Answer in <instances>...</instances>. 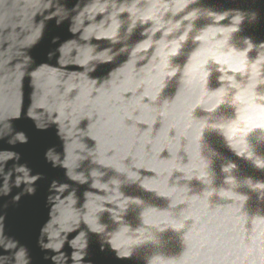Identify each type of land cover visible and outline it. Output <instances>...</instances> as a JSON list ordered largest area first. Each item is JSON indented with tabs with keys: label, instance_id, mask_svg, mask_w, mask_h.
Segmentation results:
<instances>
[{
	"label": "water",
	"instance_id": "95a60500",
	"mask_svg": "<svg viewBox=\"0 0 264 264\" xmlns=\"http://www.w3.org/2000/svg\"><path fill=\"white\" fill-rule=\"evenodd\" d=\"M0 264H264V0H0Z\"/></svg>",
	"mask_w": 264,
	"mask_h": 264
}]
</instances>
